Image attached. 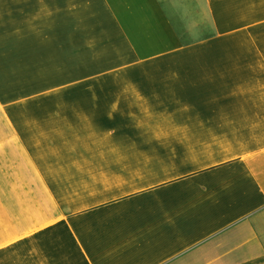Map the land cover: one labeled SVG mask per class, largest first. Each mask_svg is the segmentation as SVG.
Listing matches in <instances>:
<instances>
[{"label":"crops","instance_id":"obj_1","mask_svg":"<svg viewBox=\"0 0 264 264\" xmlns=\"http://www.w3.org/2000/svg\"><path fill=\"white\" fill-rule=\"evenodd\" d=\"M0 264H264V0H0Z\"/></svg>","mask_w":264,"mask_h":264}]
</instances>
